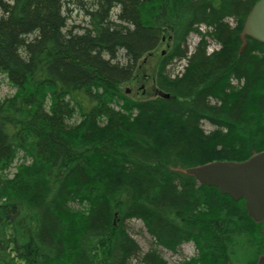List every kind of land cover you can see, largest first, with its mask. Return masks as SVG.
<instances>
[{
    "label": "trees",
    "instance_id": "16d2710c",
    "mask_svg": "<svg viewBox=\"0 0 264 264\" xmlns=\"http://www.w3.org/2000/svg\"><path fill=\"white\" fill-rule=\"evenodd\" d=\"M258 1L0 0V75L15 89L0 97V264H165L159 248L185 243L196 254L180 264L256 261L264 232L244 200L182 171L264 151V43L241 41ZM161 43L155 95L131 98Z\"/></svg>",
    "mask_w": 264,
    "mask_h": 264
},
{
    "label": "water",
    "instance_id": "95a60500",
    "mask_svg": "<svg viewBox=\"0 0 264 264\" xmlns=\"http://www.w3.org/2000/svg\"><path fill=\"white\" fill-rule=\"evenodd\" d=\"M246 37L264 43V0L254 5L246 19L241 33L243 46ZM182 172L193 175L200 184L217 188L234 201L244 200L253 220L264 218V151L240 162L215 161ZM259 264H264V260Z\"/></svg>",
    "mask_w": 264,
    "mask_h": 264
},
{
    "label": "rangeland",
    "instance_id": "374dc122",
    "mask_svg": "<svg viewBox=\"0 0 264 264\" xmlns=\"http://www.w3.org/2000/svg\"><path fill=\"white\" fill-rule=\"evenodd\" d=\"M87 1V0H84ZM72 5L70 8L71 19L69 22L70 26H79L84 27L87 20L83 16L82 11H80L76 6ZM232 26H235V23L231 21ZM200 31L205 32L207 29L201 27ZM200 38L198 35L192 34L188 38V48L189 54L195 50L198 45ZM208 50L207 53L211 54L214 51H217L220 46L210 38L208 39ZM165 43H161L156 50L146 55L140 62L143 66H140L138 75L135 80L132 82L126 83L124 89L126 93L133 99H149L152 98L156 93L155 85V75L157 72L158 62L161 56L166 51ZM187 67V61L184 60H175L170 65H168V71L172 73V77L177 78L182 76L185 73ZM15 93V89L9 84L8 79L5 75H0V97L5 99L11 97ZM202 128L205 133H210L215 130L214 126L209 124L207 121L202 122ZM19 163V160L17 161ZM16 163V164H17ZM14 170H12V173ZM127 232L129 236L137 242L141 248L142 254L149 252L151 245L153 243L152 238L147 233L144 224L141 220L132 219L126 222ZM160 253L165 261V264H180L188 260L190 257L195 256L196 249L193 243H185L181 246L179 253L174 254L166 249L159 248ZM131 264H138L136 260H133Z\"/></svg>",
    "mask_w": 264,
    "mask_h": 264
},
{
    "label": "flooded vegetation",
    "instance_id": "af4514ba",
    "mask_svg": "<svg viewBox=\"0 0 264 264\" xmlns=\"http://www.w3.org/2000/svg\"><path fill=\"white\" fill-rule=\"evenodd\" d=\"M254 222L256 224H259V229L263 230V232H264V218H262L260 221H255L254 220ZM262 260H264V252H261L260 254H258V257H257L256 261L253 264H259ZM229 264H248V263H245V262H230Z\"/></svg>",
    "mask_w": 264,
    "mask_h": 264
}]
</instances>
